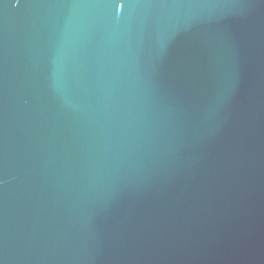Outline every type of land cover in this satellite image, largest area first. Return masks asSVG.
Wrapping results in <instances>:
<instances>
[{"label": "water", "instance_id": "water-1", "mask_svg": "<svg viewBox=\"0 0 264 264\" xmlns=\"http://www.w3.org/2000/svg\"><path fill=\"white\" fill-rule=\"evenodd\" d=\"M0 264H264V0H0Z\"/></svg>", "mask_w": 264, "mask_h": 264}]
</instances>
